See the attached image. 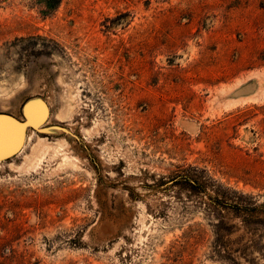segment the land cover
<instances>
[{
    "label": "rangeland",
    "instance_id": "374dc122",
    "mask_svg": "<svg viewBox=\"0 0 264 264\" xmlns=\"http://www.w3.org/2000/svg\"><path fill=\"white\" fill-rule=\"evenodd\" d=\"M32 99L0 264H264V221L225 213L221 260L217 220L169 188L205 171L264 202V0H0V115Z\"/></svg>",
    "mask_w": 264,
    "mask_h": 264
},
{
    "label": "trees",
    "instance_id": "16d2710c",
    "mask_svg": "<svg viewBox=\"0 0 264 264\" xmlns=\"http://www.w3.org/2000/svg\"><path fill=\"white\" fill-rule=\"evenodd\" d=\"M61 0H45L48 11L56 9ZM185 185L190 192L195 193L200 198V204L207 217L216 219L213 225L214 240L213 249L221 260H226L231 249L230 236L234 226L228 224L225 213H233L241 219L244 229L247 231L256 225H261L264 221V202L261 204L248 203L242 200V196L237 192L218 184L210 176L203 172L201 178H194L190 174L173 177L169 188ZM224 253V254H223ZM223 254V255H221Z\"/></svg>",
    "mask_w": 264,
    "mask_h": 264
},
{
    "label": "crops",
    "instance_id": "0c3cea01",
    "mask_svg": "<svg viewBox=\"0 0 264 264\" xmlns=\"http://www.w3.org/2000/svg\"><path fill=\"white\" fill-rule=\"evenodd\" d=\"M23 118L12 114L0 115V161L17 155L23 146L24 138L21 140V129L18 124L28 123V127H34L45 122L46 105L37 99L29 100L24 104Z\"/></svg>",
    "mask_w": 264,
    "mask_h": 264
},
{
    "label": "water",
    "instance_id": "95a60500",
    "mask_svg": "<svg viewBox=\"0 0 264 264\" xmlns=\"http://www.w3.org/2000/svg\"><path fill=\"white\" fill-rule=\"evenodd\" d=\"M3 116V115H2ZM6 117V116H4ZM20 126V129H21V140H23L24 138V133L26 131V128L28 127V123H21V124H18Z\"/></svg>",
    "mask_w": 264,
    "mask_h": 264
}]
</instances>
